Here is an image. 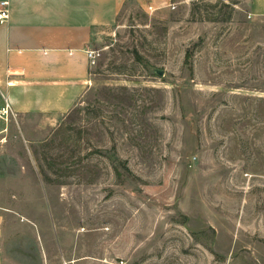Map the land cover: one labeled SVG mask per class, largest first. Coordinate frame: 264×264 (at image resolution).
<instances>
[{"label":"rangeland","instance_id":"1","mask_svg":"<svg viewBox=\"0 0 264 264\" xmlns=\"http://www.w3.org/2000/svg\"><path fill=\"white\" fill-rule=\"evenodd\" d=\"M252 4L126 2L69 112L0 117L1 264H264Z\"/></svg>","mask_w":264,"mask_h":264},{"label":"crops","instance_id":"2","mask_svg":"<svg viewBox=\"0 0 264 264\" xmlns=\"http://www.w3.org/2000/svg\"><path fill=\"white\" fill-rule=\"evenodd\" d=\"M10 17L0 23V98L15 116L54 121L69 112L89 88L87 51L101 28L115 23L126 2L162 8L171 0H9ZM252 11L264 14V0ZM3 99V100H2ZM0 129V137L8 134ZM3 213L0 211V264Z\"/></svg>","mask_w":264,"mask_h":264},{"label":"built area","instance_id":"3","mask_svg":"<svg viewBox=\"0 0 264 264\" xmlns=\"http://www.w3.org/2000/svg\"><path fill=\"white\" fill-rule=\"evenodd\" d=\"M148 8L153 9L152 6H148ZM10 17V1L9 0H0V23L6 22ZM88 57L91 64L96 63L97 57L99 55L98 50L89 49L87 51ZM12 113L11 106L9 102L6 100L5 104L0 107V117L7 119Z\"/></svg>","mask_w":264,"mask_h":264}]
</instances>
